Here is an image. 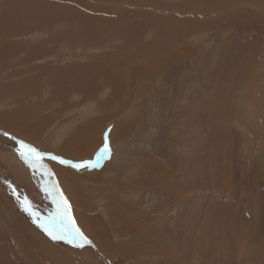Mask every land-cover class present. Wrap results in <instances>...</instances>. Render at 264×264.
Returning a JSON list of instances; mask_svg holds the SVG:
<instances>
[{
	"label": "rangeland",
	"instance_id": "374dc122",
	"mask_svg": "<svg viewBox=\"0 0 264 264\" xmlns=\"http://www.w3.org/2000/svg\"><path fill=\"white\" fill-rule=\"evenodd\" d=\"M257 2L264 3V0H0V40L2 27L15 26L14 31L24 28L20 37L12 39L19 43V49L14 52L0 49V120L10 122L8 127H11L6 129L0 124L3 133L0 141L11 143L8 148L0 144V236L7 251L20 256V249L25 247L14 236V224L25 226V220L20 219L27 218V213L21 209L12 188L21 199L27 197L41 220L46 221L56 206L42 185L56 182L71 205L76 226L94 245L78 248L64 240L45 241L41 232L28 228L30 235L40 236L38 241L44 240L41 242L45 244H38L43 247V264H163L162 261H169L159 246L142 244L147 238L135 237L133 232H129L133 235L129 244L134 243L140 249L130 256L111 255L107 247V250L99 247L81 229L78 217L91 215L111 227L109 218L124 216L133 218L132 228L136 229L135 217L145 220V214H152L153 207L157 210L171 198L176 201L171 217L180 209L178 201L182 200L186 207L182 220L168 224L174 228L173 233L179 234L177 251L182 253L170 264H264V4ZM138 39L147 43L142 47L149 46L146 50L153 55L161 51L163 55L168 54L161 75L153 70L152 85L158 88L171 70H178L173 73L175 77L166 93L172 95V104L180 114L185 104L189 109L198 105L197 99L187 102L185 96L196 86L204 88L203 122H190L189 129L184 127L174 110L161 107L155 97L143 93V85L148 81L141 74L134 78L135 83L128 92L131 101L127 105L122 100L125 96L122 86L119 94L114 93L111 83L117 77L115 66L121 55L128 53L127 61H137L138 67L147 62L149 55L141 58V46L137 55H133L132 43ZM179 41L197 46L196 53L201 51V57L203 52L208 53V62L201 63L194 81L182 79L175 58L172 67H167L170 52ZM193 58L185 57L186 63ZM125 64L130 68V64ZM212 64L215 70L210 67ZM192 66L190 63L191 69ZM70 67L85 68L84 74H71ZM251 71H258L259 75H249ZM241 90L248 92L251 100L240 96ZM138 100L147 101V107L133 115L130 107ZM189 116L196 117L194 113ZM126 121L132 123L128 126L130 130L114 144L110 131L126 126ZM238 121L249 125V135L243 138L247 143L238 141L239 137L234 135ZM187 134L196 146L201 136L204 143V151L195 150V146L186 149L198 158L204 156L205 160L204 168H194L196 174L191 176L192 180L186 176L188 165L184 169V150L180 145ZM100 135V143L93 148V142ZM252 136L255 139L251 142ZM19 141L44 154L43 168L39 164L30 167L20 158ZM106 142L109 152L95 167L72 166L95 163ZM84 143V153L77 151L80 157L69 149H78ZM64 146L68 150L59 151ZM141 151L140 160L147 153L155 155L156 151L161 167L173 164L178 167L174 176L178 179L183 176L180 182L187 181V195L181 199L174 191L162 197L161 188L156 186L159 195L151 197V192L138 187L142 170L135 162L139 161L137 156ZM51 156L69 163L60 164ZM246 168L250 171H245ZM67 170L76 173L71 181L75 177L84 187L80 193L86 188L93 192L92 198L81 196L78 203L73 202L60 176V173L66 176ZM48 171L51 175L46 174ZM199 172L203 173L197 175ZM93 180H99L100 184L96 185L98 182ZM65 182L73 188L67 179ZM167 191L172 192L168 188ZM89 206L92 207L88 209ZM27 216L29 221L33 220ZM125 234L128 238L129 234ZM0 247L4 248L1 243Z\"/></svg>",
	"mask_w": 264,
	"mask_h": 264
},
{
	"label": "bare ground",
	"instance_id": "6f19581e",
	"mask_svg": "<svg viewBox=\"0 0 264 264\" xmlns=\"http://www.w3.org/2000/svg\"><path fill=\"white\" fill-rule=\"evenodd\" d=\"M257 4L262 5L264 3L263 2H260V3L257 2ZM4 10H5V8H4ZM4 10H3V12H4ZM104 17H106V16H104ZM8 19H9V17L5 18V20H8ZM188 19H187V24L189 22ZM257 21H259V20H257ZM14 27L15 26H12V27H9V28L7 26L2 27L3 28V35H2V38H1L0 41L3 43V45L0 43L1 44L0 45V49H2V50L3 49H7V51L10 50L11 52H14L19 47V45H18L19 43L18 42H13L12 39L13 38H16V37H20L22 35V31L24 30V28H21V29L18 28L17 31H14ZM257 27H260V26L257 25ZM140 41H142V40L141 39H138V40H136V41H134L132 43V48L134 49L133 55H137L136 53H138V47L141 46V58H143L146 55H149L148 56V59H147V62H144L143 61V65H140L138 67L137 61H135L133 63H130V62L127 61L126 58L128 57V55H127L128 53H125V54L121 55L120 56L121 57V59H120L121 61L118 60L117 61V65L115 66V68L117 70V77L115 79V82L111 83V85L113 86V89H114V93L119 94L118 91L120 89V86H122V93H123V95H125L124 96V99H122V100H125L126 105H127L131 101L130 100L131 98L129 97L128 92L131 90V88H130L131 85L133 83H135V79L134 78L136 76H138L139 74H141V75H144L147 78V81H148V82H146L143 85V89H142L143 93L151 94L153 97H155V99L158 102L161 103V107L162 106H166V108H170V109L174 110L176 112V114H177L176 117H178V118L180 117L183 120L184 127L185 126L187 127V125L190 122H193V123L203 122V117L204 116H202V114H203V111L205 110V107H204L203 103L205 101V95L204 94H206V93H204V90H203L204 88L202 89L200 86H196L194 90H192L191 92H189V94H188L189 96H185V101H187V102H190V99H192V98L193 99H197L198 105L192 106L189 109L187 107V105L185 104V108L182 109V114H180L178 108L175 107L172 104V95H169L168 96L167 93H166L167 88L171 86V79L173 77H175V74H173V73L178 72V70L176 69L174 72H172V70H171L170 73L168 74V76L165 78V80L162 82V84L158 88H157V85L156 86H155V84L152 85L151 82H152V79H153V70H154V72L156 71L155 73L161 75V73L163 71L162 68L165 67V57L168 54L163 55L164 52L161 51V52L156 53V54L153 55L151 51L146 50V48H148L149 46L148 47H142V46L146 45L147 43H142ZM179 42L180 43H176L174 45V48L170 52L172 55L167 60V67H172L173 58H175L174 59V62L177 64V67L180 66V70L181 71L179 70V72L180 73L182 72L181 73L182 74V79L183 80H187V81H194V79L198 77V70H199V66L202 65L201 63L205 64L206 62H208L206 60L207 59L206 57H207V54L208 53L207 52H203V57H204V59H203V57H201V53H202L201 51L199 53H196L199 50V48L197 46L190 45L188 42H186L185 44L183 43V41L182 42L179 41ZM171 44L172 43H170V46H171ZM259 44H261V42ZM119 55H120V53H119ZM185 57H194V58H193V61L192 62L186 63L187 60L185 59ZM123 60H125V61H123ZM115 62L116 61L114 60V63ZM125 63L130 64V68H128ZM190 63L193 65L192 66V69L189 67ZM210 67L212 69L214 68V70L216 68V67L213 66V64ZM42 68L44 70H46V67L45 66H42ZM70 68H71V70H70V73L71 74H73V72L74 73L76 72L77 74L78 73L84 74V69L85 68H82V67L80 69H76V68H73V67H70ZM68 70H69V68H68ZM258 73H259L258 71L257 72H252L251 71L249 73V75H251V74L252 75H257ZM241 91H243V93H241L240 96L243 95V98L244 99L251 100V98H250L251 95H248V92L246 93L245 90H241ZM125 93H127V94H125ZM133 93L134 94H137L136 91L135 92L133 91ZM214 93H216V92H214ZM251 93H254V92L252 91ZM127 98L129 99L128 102H127ZM147 99H148V103H149L150 100H149V98H147ZM189 105H190V103H189ZM202 105H203V107H200ZM146 107H147V101L138 100V102L135 105H132L130 107V109L134 110L132 112V114L133 115H136L140 111H145ZM136 109H138V110H136ZM237 109H239V108H237ZM190 113H194L196 115V117L193 118V117L189 116ZM135 118H137V117H135ZM145 118H146V116H145ZM124 119H125V117H124ZM5 120H7V119H5ZM143 122H144V120H143ZM9 123H5L2 120H0V124L4 125V128H6V129H11V127H8V126H10ZM131 124L132 123L127 122V125L126 126H119L118 128H116V130L114 132L110 131L111 132L110 133V138L112 139V142H114V144L116 143V141H118L120 139H124V137L126 136L125 133H128L127 131L130 130L128 128V126H130ZM243 126H244V128H243ZM248 126H249L248 124L245 125L244 123H242L240 121H238L237 123H235L234 127H235V130L236 131H235V133L234 132L233 133H234V135L236 134V136L239 137L238 138V141H243V142L245 141L243 138H246L249 135V133H247V131L249 129ZM187 128L189 129V127H187ZM242 128H243V131L244 132L241 130ZM262 129H264V128H262ZM260 133L263 134L262 133V130H260ZM0 134H3V133L0 132ZM261 134H257V135H260L261 136ZM201 137L199 139V142H198V145L197 146H196V144H193V139H191V137L189 136V134H187V138L184 139L183 144L180 143L181 146L183 145L182 148L184 150V153H183L184 157L182 158V159H184V164H183L184 165V169H186V166L185 165H188V169L186 171V176L188 177V179L189 178L191 179V176L196 174V173H193V170H194L195 167L200 166V167L204 168V165H205L204 156L198 158L197 157V154H195L194 152H193V154H191V153H189L191 151L188 152L186 150L188 147L190 148V147H194L195 146V148H194L195 150L198 149V148H200L199 149L200 151L201 150L204 151L203 150V148H204L203 147V144L204 143L201 142ZM101 139L102 138H101V135H100L96 139V141L93 142V144H92L93 148L94 147H97V145L100 143ZM254 139H255V136H252L250 138V141L252 142V141H254ZM7 143H9V144L7 145ZM7 143L6 142L3 143V142L0 141V144H2L1 146H3V144H4L8 148L11 143L9 141H7ZM76 143L73 144V146L76 145ZM245 143H247V142L245 141ZM6 146H5V148H6ZM85 146H86V144L84 143V146L83 147H79L78 149H76V148H69V149H70V151L75 152V154H74L75 156L80 157V154H78L77 151L79 150V151H82L84 153ZM67 150H68V146H64L63 148L61 147L59 149V151H62V152H65ZM151 153H152V156L150 155V153H147L146 156H143L144 158L142 160H140V158H138L140 155H142V151L139 152V155L137 156V158L139 159V161H136L135 163H136L137 166L140 165L141 170H142V176H140V178H138L139 183L141 185L138 186V187L144 188L148 193L151 192V197L153 196V194L154 195H157L158 194L157 193V187L156 186H158L159 188H161L160 190H161L162 197H168V194L167 193L173 194L174 191H177L178 196L181 197V199H182V196L183 195H185V196L187 195V189L185 188V186L187 185L185 183H187V181H185V183L179 181V179L180 180L183 179V176L180 177L179 179L178 178H175V176H174V170L176 168H178V167H175L174 164L173 165H165L166 168L163 169L162 167H165V166L161 164L162 165V167H161L160 164H159V162L156 160V156H155V155H157L156 154V151H155V155H154L153 152H151ZM133 158H134V156H133ZM153 158H155V161H154ZM251 160H252V157H251ZM177 161H178V159H177ZM179 161H180V159H179ZM40 163H41V161H40ZM111 163H113V162H111ZM175 164H177V163H175ZM250 164H251L250 165V168H252V161H251ZM178 166H180V165L178 164ZM59 170L61 172V168H59ZM244 170L245 171H250L249 168H246ZM74 173L71 172V171H69V170H67L66 176H62V174L60 173L61 180H62V182L64 184L63 186L71 194V197L73 199V202L74 203H78V201L80 200V197L81 196H83L85 198H92L93 192L87 190L86 188H85L84 191H82L80 193L81 189H84V187L81 186L79 184V182L76 181L75 177L71 181V176H75ZM202 173L203 172H199L197 175L202 174ZM86 174H87L88 177L92 176L91 173H86ZM68 176H70V177L69 178H65V177H68ZM242 176H243V174H242ZM65 179H67L68 183L73 184V188H71L70 186H67L66 185ZM92 179H96V178H92ZM243 179H244V176H243ZM93 181L98 182V183H96V185L97 184H100L99 183V180H93ZM88 183H90V182H88ZM191 185H194V184H191ZM164 187L166 189H164ZM167 188L169 190H172V192H170V191L168 192L167 191ZM163 192H165V193H163ZM176 198H177V195H176ZM181 201L180 202L179 201L177 202L178 204H180V206L177 205L180 209L179 210L177 209V212H175V213H177V215L174 216V217H171V214H170V211L173 212L174 207H175L174 204L176 202L172 198H171V200L167 201L165 204H163L162 206H160L159 209H157V210H153L154 209V207H153L152 212H151L152 214H145V216H144L145 217V220H143L142 218L138 219V217H135L134 219L138 222V228H136V229H133L132 228L133 218H126L124 216L109 218V221L112 220L111 227H108V224H106V226L103 223L101 224L100 223L101 222L100 219H99L100 222H98L96 220V218H94L91 215L90 216H88V215H81L80 217H78V222L81 225L80 227H82L81 229L84 230L88 235H90L94 239L95 243H97L99 245V247L100 246H104V248L107 247L109 249V251L111 252L110 253L111 255L118 254V255H127V256H130L132 253H134L138 249H140L139 247L137 248V246H135L134 243H132L133 244L132 246H130V244H129V239L131 240L133 238V235L129 234V232H133L135 234V237L137 236V237H142L143 238V236H145L147 238V240H145V242L142 243V244H147L148 245V242H149V245H151V246H153V245L154 246L155 245L159 246V249H160L161 253H163L164 256L169 257V261L168 260H166V261L164 260V261H162V263L163 264H165V263L166 264H170V263H172L171 260L177 259L176 257L182 256V253H180V252L177 251L178 250L177 244L179 245V242H180L179 241L180 239L178 238L179 237L178 236L179 234L176 235V233H173V231H175V230H172V229H174V228L173 227L172 228H169L170 225L168 226L169 223H173L175 221L182 220V215L184 214V209L186 207V204L184 202H181ZM90 207H92V206H89L88 209H90ZM161 208H163L162 211H161ZM158 210L160 212H158ZM5 211H6V209H5ZM15 216H17V215L15 214ZM25 216L27 218H21L20 219V220H25V222H26V225L25 226H20L17 223L14 224L15 225L14 232L16 231V233L14 234V236L19 237L18 239H19L20 243L23 242V244L25 246L23 249H20L21 246H19V249L22 251L21 255L19 256L15 252H10L11 250L8 252L7 251V246H6L5 242H4V239H3L2 236H0V243L4 247L3 249L0 247V264H37V263H41L43 257H45V256H44L43 253H41L42 252L41 249L43 247L41 248L40 247L41 245L39 246L38 244L44 243V242H41V241H44V240L45 241H51V242H53V240L51 238L49 239L46 236V233L42 232L39 229V227L37 226V224L33 223V220L32 219H31V221L28 220L29 217L27 216V214H25ZM161 223H163V224H161ZM183 225L185 226V224H183ZM28 228H32L35 231L41 232L42 234H40V235L43 236L44 240L42 239L41 241L40 240L38 241V237H40V236H37L36 237L34 235H30V233H28ZM176 229H178V228H176ZM10 230H11V228H10ZM185 230H187V229H185ZM12 231H13V229H12ZM125 232H127V234H129V237L128 238H127V235L125 234ZM2 233L4 235V229H3V227H2ZM108 233L115 234V235L111 236ZM94 241H93V243H94ZM13 242H17V239H16V241H13ZM89 245L93 246L94 244L91 243ZM147 248H149V247H147ZM56 249H57V246H56ZM144 249H146V248H144ZM50 250H48V251L50 252ZM51 252H52V250H51ZM56 252H58V251L56 250ZM24 257H25V261L23 262V258ZM151 257H153V256H151ZM136 260H137V258L134 260V262ZM41 264H43V263H41ZM135 264H137V263H135Z\"/></svg>",
	"mask_w": 264,
	"mask_h": 264
},
{
	"label": "snow or ice",
	"instance_id": "6c2138e0",
	"mask_svg": "<svg viewBox=\"0 0 264 264\" xmlns=\"http://www.w3.org/2000/svg\"><path fill=\"white\" fill-rule=\"evenodd\" d=\"M8 136V133H4ZM20 148L17 150L20 158L24 160L30 167L35 168L39 164L40 168L44 165L40 163L43 158V153L38 152L37 149L25 144L23 141L18 142ZM26 149L27 151H24ZM109 147L107 142L101 149L100 154L95 163L89 161L83 164H74V168L82 167H95L99 163V159L103 158L104 155L108 154ZM52 160L58 161L60 164H68L69 161L64 160L57 156H51ZM47 175H51L48 171ZM12 188V185H8ZM42 190L52 200V203L56 206L55 212L51 214L46 221L41 220L38 214L34 211V206L27 197L21 199L16 193V189L12 188V193L17 197V201L20 204L21 209L33 218V223H36L52 240H64L74 247L82 248L85 244H91V241L83 234V232L76 226V223L71 214V205L63 192L59 189L56 182H51L49 185H42Z\"/></svg>",
	"mask_w": 264,
	"mask_h": 264
},
{
	"label": "water",
	"instance_id": "95a60500",
	"mask_svg": "<svg viewBox=\"0 0 264 264\" xmlns=\"http://www.w3.org/2000/svg\"><path fill=\"white\" fill-rule=\"evenodd\" d=\"M72 165H74V164H72Z\"/></svg>",
	"mask_w": 264,
	"mask_h": 264
}]
</instances>
